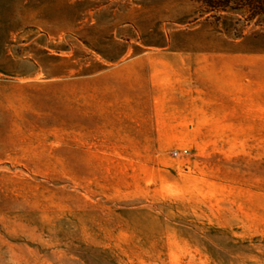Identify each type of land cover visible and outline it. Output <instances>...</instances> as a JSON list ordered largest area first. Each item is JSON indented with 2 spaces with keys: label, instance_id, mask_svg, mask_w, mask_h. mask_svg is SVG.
<instances>
[{
  "label": "rangeland",
  "instance_id": "374dc122",
  "mask_svg": "<svg viewBox=\"0 0 264 264\" xmlns=\"http://www.w3.org/2000/svg\"><path fill=\"white\" fill-rule=\"evenodd\" d=\"M0 264H264V20L0 0Z\"/></svg>",
  "mask_w": 264,
  "mask_h": 264
},
{
  "label": "trees",
  "instance_id": "16d2710c",
  "mask_svg": "<svg viewBox=\"0 0 264 264\" xmlns=\"http://www.w3.org/2000/svg\"><path fill=\"white\" fill-rule=\"evenodd\" d=\"M200 4L206 14L220 20L229 12L240 13L246 24L264 20V0H192Z\"/></svg>",
  "mask_w": 264,
  "mask_h": 264
},
{
  "label": "built area",
  "instance_id": "2783aa9c",
  "mask_svg": "<svg viewBox=\"0 0 264 264\" xmlns=\"http://www.w3.org/2000/svg\"><path fill=\"white\" fill-rule=\"evenodd\" d=\"M188 151H189L188 149H185V150H184V152H185V153H188ZM174 154H175V155H178V154H179V152H178V151H176V152H174Z\"/></svg>",
  "mask_w": 264,
  "mask_h": 264
}]
</instances>
